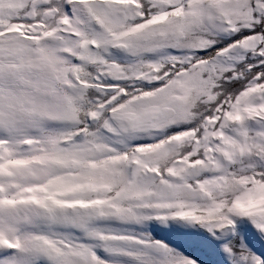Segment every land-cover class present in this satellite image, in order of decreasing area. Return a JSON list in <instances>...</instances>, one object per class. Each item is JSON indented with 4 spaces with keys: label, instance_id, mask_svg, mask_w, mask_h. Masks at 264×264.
<instances>
[{
    "label": "snow or ice",
    "instance_id": "obj_1",
    "mask_svg": "<svg viewBox=\"0 0 264 264\" xmlns=\"http://www.w3.org/2000/svg\"><path fill=\"white\" fill-rule=\"evenodd\" d=\"M0 264H264V0H0Z\"/></svg>",
    "mask_w": 264,
    "mask_h": 264
}]
</instances>
